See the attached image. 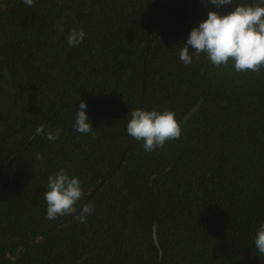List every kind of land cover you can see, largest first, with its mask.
<instances>
[{
  "label": "trees",
  "instance_id": "1",
  "mask_svg": "<svg viewBox=\"0 0 264 264\" xmlns=\"http://www.w3.org/2000/svg\"><path fill=\"white\" fill-rule=\"evenodd\" d=\"M236 2L0 0V264H264L253 244L264 222V68L178 58L207 11ZM76 26L86 37L69 47ZM80 100L91 134L72 128ZM137 107L175 110L181 137L145 152L126 134ZM42 125L60 138L36 134ZM59 167L83 195L48 220L43 195Z\"/></svg>",
  "mask_w": 264,
  "mask_h": 264
},
{
  "label": "clouds",
  "instance_id": "2",
  "mask_svg": "<svg viewBox=\"0 0 264 264\" xmlns=\"http://www.w3.org/2000/svg\"><path fill=\"white\" fill-rule=\"evenodd\" d=\"M23 3L31 7L34 0H23ZM208 3L220 8L232 4L233 0H208ZM55 27L57 31H64L62 23H57ZM85 37L84 27H72L68 31L66 43L69 47L77 46ZM201 53L217 68L229 64L236 72L264 68V0H239L227 14L207 11L206 18L190 30L187 40L178 50V58L184 65H189L193 57ZM86 108L87 103L83 100L79 101L78 110L75 107L72 128L80 134L93 133L92 121L85 111ZM35 132L48 141L60 138L59 129L53 132L43 125L37 127ZM126 134L136 141H142L145 152H152L163 148L169 140L179 139L182 128L173 109L137 107L128 113ZM35 160L43 162L45 157L36 152ZM82 195L81 178L71 174L69 169L57 168L47 176L43 195L46 218L54 220L58 216L71 213ZM93 211V205H84L79 217L81 222ZM253 244L255 252L264 255V222L255 229Z\"/></svg>",
  "mask_w": 264,
  "mask_h": 264
},
{
  "label": "water",
  "instance_id": "3",
  "mask_svg": "<svg viewBox=\"0 0 264 264\" xmlns=\"http://www.w3.org/2000/svg\"><path fill=\"white\" fill-rule=\"evenodd\" d=\"M111 175H112V173L110 174V176H111ZM110 176H109V177H110ZM101 185H102V183L98 186L97 190L101 187ZM97 190H96V191H97ZM155 238H156V237H155Z\"/></svg>",
  "mask_w": 264,
  "mask_h": 264
}]
</instances>
